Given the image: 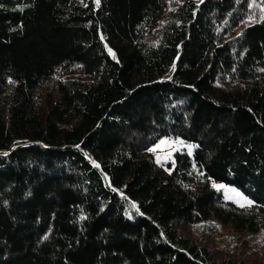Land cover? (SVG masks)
<instances>
[{"label": "trees", "instance_id": "16d2710c", "mask_svg": "<svg viewBox=\"0 0 264 264\" xmlns=\"http://www.w3.org/2000/svg\"><path fill=\"white\" fill-rule=\"evenodd\" d=\"M260 231L264 0H0V264H264Z\"/></svg>", "mask_w": 264, "mask_h": 264}, {"label": "rangeland", "instance_id": "374dc122", "mask_svg": "<svg viewBox=\"0 0 264 264\" xmlns=\"http://www.w3.org/2000/svg\"><path fill=\"white\" fill-rule=\"evenodd\" d=\"M182 146L183 144H180L179 141L166 137L162 138L157 144H155L152 150L157 162L167 164L172 162L175 151L181 149ZM214 185L217 189L222 191L225 200L236 202L241 206L252 204V200L236 187L227 185L222 182H214ZM211 225L213 228L212 233H220L219 238L221 239V241H219L220 245L218 250L223 252V249H225V243H229L230 241L234 240L233 235L231 234L232 231L228 228L221 226L217 222H214ZM195 233H198L196 232V229L194 231V234ZM244 238L245 243L243 242V245H247L245 246V249L247 251L246 254L252 256L257 255V258H262L264 260V248H262L260 251L256 247L257 244L261 245L262 243H264V231H260L259 233L248 234L246 237L244 236Z\"/></svg>", "mask_w": 264, "mask_h": 264}, {"label": "snow or ice", "instance_id": "6c2138e0", "mask_svg": "<svg viewBox=\"0 0 264 264\" xmlns=\"http://www.w3.org/2000/svg\"><path fill=\"white\" fill-rule=\"evenodd\" d=\"M96 2H97V4H99V0H96ZM113 56H114V54H113ZM163 143V142H162ZM243 206V205H242Z\"/></svg>", "mask_w": 264, "mask_h": 264}, {"label": "water", "instance_id": "95a60500", "mask_svg": "<svg viewBox=\"0 0 264 264\" xmlns=\"http://www.w3.org/2000/svg\"><path fill=\"white\" fill-rule=\"evenodd\" d=\"M114 58H116V55H114ZM89 157V156H88Z\"/></svg>", "mask_w": 264, "mask_h": 264}]
</instances>
